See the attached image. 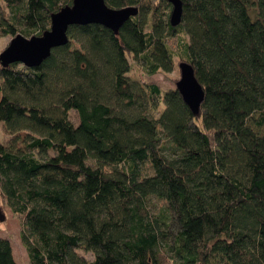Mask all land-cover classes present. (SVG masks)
I'll return each instance as SVG.
<instances>
[{
	"label": "trees",
	"instance_id": "obj_1",
	"mask_svg": "<svg viewBox=\"0 0 264 264\" xmlns=\"http://www.w3.org/2000/svg\"><path fill=\"white\" fill-rule=\"evenodd\" d=\"M104 1L137 13L117 33L69 25L38 65L0 64V122L24 132L21 146L0 142V201L28 264H160V247L175 264L215 252L264 264V133L246 123H264V0H181L173 26L166 0ZM0 2V32L26 35L70 0ZM180 44L203 89L196 113L175 87L126 76L128 55L147 74L170 70ZM0 264H16L4 236Z\"/></svg>",
	"mask_w": 264,
	"mask_h": 264
},
{
	"label": "water",
	"instance_id": "obj_2",
	"mask_svg": "<svg viewBox=\"0 0 264 264\" xmlns=\"http://www.w3.org/2000/svg\"><path fill=\"white\" fill-rule=\"evenodd\" d=\"M170 4L168 23H179L182 13L181 0H166ZM137 13L136 5L112 7L104 0H70L49 15V26L39 34L24 36L17 32L0 50V64L20 62L26 66L38 65L51 49L67 41L66 29L71 24L98 23L117 33L120 25ZM179 77L175 88L182 101L192 113H196L203 97V89L194 76L191 64L185 60L177 62ZM4 218L0 210V220Z\"/></svg>",
	"mask_w": 264,
	"mask_h": 264
},
{
	"label": "rangeland",
	"instance_id": "obj_3",
	"mask_svg": "<svg viewBox=\"0 0 264 264\" xmlns=\"http://www.w3.org/2000/svg\"><path fill=\"white\" fill-rule=\"evenodd\" d=\"M0 5H2V2H0ZM5 11V18L9 17V11L6 6H4ZM48 26V25H47ZM23 26L20 24H14L13 31H5L0 32V50L4 48V46L7 44L8 40L11 36H13L14 33L19 32L22 33ZM144 30L150 29V23L149 19L147 17L146 22L143 25ZM34 34V33H31ZM31 34H23L24 36H29ZM177 38L181 41L186 42L187 41V35L180 31L179 35H177ZM175 39V38H174ZM179 42V40H178ZM183 44H180L179 48L170 47L171 49V61L172 66L171 69L168 71H162L157 70L152 74H147L143 71L141 68L142 66L139 64L138 59H134L131 55H128V61L130 63V69L126 73V76L131 79L135 80L140 84L144 83H154L156 84L161 91H164L166 89L174 88L175 87V81L179 77V69L177 66V62L180 59L185 58V54L181 52V47ZM159 108H161V104L159 105ZM66 116L68 120L72 124H76L78 121L77 113L74 109L70 108L66 112ZM256 117V114H253V116L247 118L246 123L247 125L255 131L257 134H263L264 133V123L263 124H256L254 122V118ZM24 137L23 131H17V132H9L7 131L2 123L0 122V142H2L4 145H8L9 143L13 142L14 145H22V138ZM166 143V142H165ZM168 145L161 147V150L164 153H169L171 151L170 148H167ZM49 153H52L51 150H49ZM144 172L150 173L151 169L150 167L146 166L143 169ZM159 206L156 199L154 197H150L148 199V210L151 213H154L156 211V208ZM0 210L4 214V218L0 220V236L7 237L11 246V253L12 256L16 262V264H28L27 256L24 250V247L20 243L19 240V222L18 219L11 214V211L6 205H3L0 201ZM77 253L85 257L86 259H92V254L89 251H84L82 249H76ZM169 252H166L163 250L162 247H160L159 254H158V260L160 264H175L176 261L171 258ZM208 262L209 264H228L224 257H222L219 253H212L208 256Z\"/></svg>",
	"mask_w": 264,
	"mask_h": 264
}]
</instances>
